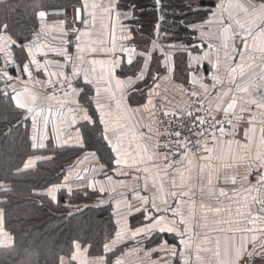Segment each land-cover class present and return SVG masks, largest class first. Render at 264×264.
Returning a JSON list of instances; mask_svg holds the SVG:
<instances>
[{"label": "snow or ice", "instance_id": "snow-or-ice-1", "mask_svg": "<svg viewBox=\"0 0 264 264\" xmlns=\"http://www.w3.org/2000/svg\"><path fill=\"white\" fill-rule=\"evenodd\" d=\"M153 3L163 8L162 0ZM138 10L135 0H75L70 22L64 10L49 25L48 12L37 4L38 24L22 39L0 21V95L14 109L17 126L31 121V148L46 149L14 173L0 174V194L12 191L14 176L67 145L61 140V125H67L75 146L96 162L92 170L109 185L113 172L129 178L131 184H115L131 196L120 193L115 226L98 254L73 240L58 264H172L177 257L181 264H264V0L189 6L201 19L182 22L190 41L198 34V43L188 44L176 32L179 43L162 45L157 25L156 39L136 45L129 23H137ZM53 34L59 43H39ZM49 51L59 58L58 70L36 58ZM41 74L46 81L36 78ZM95 183L85 186L96 191ZM65 187L68 207L79 209L67 181L52 183L43 195L58 203ZM164 233L178 243L145 245ZM12 242L0 208V245ZM156 251L167 255L150 259Z\"/></svg>", "mask_w": 264, "mask_h": 264}, {"label": "trees", "instance_id": "trees-1", "mask_svg": "<svg viewBox=\"0 0 264 264\" xmlns=\"http://www.w3.org/2000/svg\"><path fill=\"white\" fill-rule=\"evenodd\" d=\"M135 2L141 9L136 13V24L141 31L153 35L158 24L162 28L170 25L176 28L182 41L188 38L182 22H200L201 19L189 6L207 9L216 4V0H162L163 8L157 11L153 0ZM74 3L75 0H0V21L9 23L12 34L22 39L30 37L31 30L38 24L33 16L35 5H41L48 13L66 10L69 14ZM0 90H3L1 84ZM13 111L9 100L0 95V174L14 173L18 167L23 168L29 155L40 152L31 148L29 122L17 126ZM78 152L56 149L51 152L52 159L14 176L12 191L7 196L0 194L5 230L13 238L11 245L0 246V264H58V257L68 251L73 240L84 242L85 247L91 245L90 255L100 252L107 232L115 226L110 207H87L70 212L66 207L67 194L62 193L63 198L60 194L58 203L40 194L52 183L60 182L63 176L60 173L72 164ZM94 196L80 194L72 200L80 205L94 200Z\"/></svg>", "mask_w": 264, "mask_h": 264}, {"label": "crops", "instance_id": "crops-1", "mask_svg": "<svg viewBox=\"0 0 264 264\" xmlns=\"http://www.w3.org/2000/svg\"><path fill=\"white\" fill-rule=\"evenodd\" d=\"M218 2V0H216V3ZM215 7V6H214ZM212 7V8H214ZM62 10H54L48 13V18H47V22L49 25H53L56 21L62 19L63 17L60 15H57L58 12H60ZM138 18V17H137ZM72 19V11L71 13L67 14V20L70 22ZM160 23L163 21V19L161 20L160 18ZM129 23V22H126ZM199 23V22H198ZM159 25V24H158ZM169 25V24H168ZM129 26L133 29H135L136 31V35H135V41H136V45H138L139 47H143L145 42L148 41L149 36H152L154 39H156V33L154 31L153 35H148L146 33H144L143 31H141L140 27L135 23V24H130ZM162 27V26H161ZM208 27L210 28H215L216 25H208ZM162 32H161V30ZM176 33V28L172 27V26H167L160 28L159 25V42L164 45V44H173V43H179V41L176 40V37L173 36L172 34ZM189 32L187 31V39L184 40V44H188L190 41V34H188ZM165 34L170 36V39H166ZM193 43H198V34H196L195 36H191V41ZM39 43L41 45L47 43L49 46L51 45H55L57 43H59L58 38H55V34L53 35H49L46 38L42 37L41 40L39 41ZM213 43H219L216 40H213ZM47 50V49H45ZM166 50H170L168 48H166ZM73 51H74V46H73ZM18 55V51L16 53ZM182 53H176V57L179 60V58L182 56ZM37 60L40 61L41 63L44 62L45 59H48L50 61L48 70L49 71H53V70H58L56 68V65L54 63L55 60L59 59L57 57H54V55L52 54L51 51L48 52V56L45 57L43 56L41 53H37L36 56ZM221 59H223V50H221ZM0 66H1V60H0ZM11 68V67H10ZM11 74L13 76L16 75L15 71H12ZM37 79L40 80H47V77L44 75H38L36 77ZM25 79H27V77L25 76ZM52 79L54 80L55 77H52ZM1 82H4L3 79H0V84ZM2 85V89H5V82L4 85ZM16 87L18 89L23 88V85L21 84H16ZM29 88H33V85L31 83L28 84ZM7 91L9 92V94H11V88H7ZM35 91L39 92L41 91V86L39 84L35 85ZM175 101L176 103H182L183 101L181 100V98L179 96L175 97ZM55 114H53V119H55ZM29 133H30V141H31V121L29 120ZM61 127L64 129L63 132H61V140H67V145L62 146V147H57L56 149H74V150H78V156L75 158V160L72 162V164H70L66 170L63 171V176L60 180V182L58 184H65V181H67V184L72 186L73 188V192L76 193V195H84L85 193H87V195L85 196H89V195H95L94 196V200L89 201V202H85L83 204H80L79 209H77L76 207H68V203L66 204V207H68V209H70V212H78L80 210H83L87 207H97V208H102V207H110L111 208V213H112V218L113 221L115 223V217L113 216V213L116 210V204L117 202L121 199L120 197V193L123 191L127 194L128 197L131 196V192L130 189H121L120 187H118L115 184V181L117 179H124L125 181H127L129 184H131V181L129 180V178L127 177H118L114 172L112 173L113 176V184L109 185L107 182V179L104 175L101 174L100 170H92V166L96 163L94 160H92L90 157L86 158L85 156V152L81 149H79L78 147H76V140H75V133L74 131L69 128L67 125H61ZM49 131L51 132V126L49 128ZM66 133L70 134V135H66ZM48 142L46 141V144ZM36 151H40L39 154L36 155H41L42 153L46 152V149H38ZM47 155L52 157L51 152H48ZM53 158V157H52ZM48 161V160H45ZM44 162V161H38L36 162L35 166L32 168H35L39 163ZM31 168V169H32ZM71 169V171H70ZM80 176H83V179H79ZM95 183V188L96 191H93L92 188L90 186L86 187L85 185H92L93 182ZM104 188L105 191L101 192L100 189ZM115 187L116 191L114 193H111V195H109L111 188ZM45 190V189H44ZM44 190L40 191V194L43 195ZM62 193L67 194V187L62 189ZM74 195V196H76ZM46 196V195H44ZM60 194H58V198H59ZM73 196V197H74ZM47 197V196H46ZM48 198V197H47ZM50 199V198H48ZM51 200V199H50ZM129 223L133 226H135L137 224V221L133 218H129ZM7 231V230H6ZM8 232V231H7ZM9 233V232H8ZM164 240H167V242L169 243V245H173V244H177L178 240L176 238H174L173 234H158L157 236L153 237L152 242L148 243L147 241H145V245L148 248H156L157 247V243L158 242H163ZM132 243H135V241H133ZM12 243H8L5 245H0L1 247H5V246H9ZM167 255V253L165 252H161V251H156L153 252L151 254L150 259L152 260H158L159 257L161 256H165ZM135 257H132V259H134ZM149 257H145V260H148ZM172 264H181L179 257H177Z\"/></svg>", "mask_w": 264, "mask_h": 264}, {"label": "water", "instance_id": "water-1", "mask_svg": "<svg viewBox=\"0 0 264 264\" xmlns=\"http://www.w3.org/2000/svg\"><path fill=\"white\" fill-rule=\"evenodd\" d=\"M0 60H1V66H2V57H0ZM1 84L4 85V82H1ZM2 96V95H1ZM3 97V96H2ZM60 174H63V171L60 173Z\"/></svg>", "mask_w": 264, "mask_h": 264}, {"label": "rangeland", "instance_id": "rangeland-1", "mask_svg": "<svg viewBox=\"0 0 264 264\" xmlns=\"http://www.w3.org/2000/svg\"><path fill=\"white\" fill-rule=\"evenodd\" d=\"M160 28H162V27H160ZM160 30H161V29H160ZM161 32H162V30H161ZM150 35H151V34H150ZM165 37H166L167 40L170 39V36L167 35V34H165Z\"/></svg>", "mask_w": 264, "mask_h": 264}, {"label": "built area", "instance_id": "built-area-1", "mask_svg": "<svg viewBox=\"0 0 264 264\" xmlns=\"http://www.w3.org/2000/svg\"><path fill=\"white\" fill-rule=\"evenodd\" d=\"M11 67V66H10Z\"/></svg>", "mask_w": 264, "mask_h": 264}]
</instances>
